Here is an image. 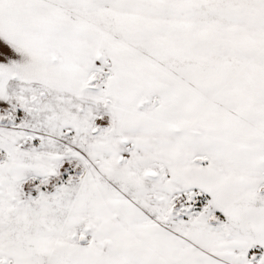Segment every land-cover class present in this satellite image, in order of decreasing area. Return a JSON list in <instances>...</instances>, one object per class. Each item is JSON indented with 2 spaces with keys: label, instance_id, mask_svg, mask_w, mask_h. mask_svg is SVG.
Listing matches in <instances>:
<instances>
[{
  "label": "snow or ice",
  "instance_id": "obj_1",
  "mask_svg": "<svg viewBox=\"0 0 264 264\" xmlns=\"http://www.w3.org/2000/svg\"><path fill=\"white\" fill-rule=\"evenodd\" d=\"M0 264H264V0H0Z\"/></svg>",
  "mask_w": 264,
  "mask_h": 264
}]
</instances>
